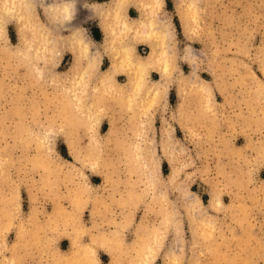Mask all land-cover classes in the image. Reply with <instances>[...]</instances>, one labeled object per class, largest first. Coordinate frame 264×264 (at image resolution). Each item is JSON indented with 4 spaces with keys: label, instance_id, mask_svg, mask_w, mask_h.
<instances>
[{
    "label": "rangeland",
    "instance_id": "obj_1",
    "mask_svg": "<svg viewBox=\"0 0 264 264\" xmlns=\"http://www.w3.org/2000/svg\"><path fill=\"white\" fill-rule=\"evenodd\" d=\"M34 1L45 21L48 0ZM161 9L174 29L165 99L138 117L111 103L91 128L45 70L5 50L19 32L13 17L0 19V259L92 264L94 251L100 264H264V0H162ZM81 15L75 24L100 45L98 17ZM109 61L103 53L100 66ZM71 62L60 51L54 68ZM200 80L209 92L184 91ZM73 241L81 248L69 258Z\"/></svg>",
    "mask_w": 264,
    "mask_h": 264
},
{
    "label": "bare ground",
    "instance_id": "obj_2",
    "mask_svg": "<svg viewBox=\"0 0 264 264\" xmlns=\"http://www.w3.org/2000/svg\"><path fill=\"white\" fill-rule=\"evenodd\" d=\"M130 4H136L139 11L137 16H131L128 13ZM161 4L162 0H91L88 2L84 0H48V3L43 7L45 21H41L35 16L34 0H0V19L4 22L8 17H13L19 32V41L12 45L7 44L4 48L10 53L14 52L18 56H25L38 73L45 70L49 80L56 85L55 88L57 85L61 87L69 104L71 103V110L86 122L87 128L92 127L90 125L92 117H96L95 115L99 110H107L112 105L111 103L117 104L116 102H118V105H122V107L127 104L135 116L139 112L147 111L149 108L147 105L165 99L167 84L172 78L168 59L173 56L171 53L173 51L174 29L172 21L161 9ZM83 10L88 15L98 17L99 26L103 33L100 45L95 44L96 40L85 31L83 26L75 24L80 19ZM180 10L183 13V7H180ZM183 16L182 20L186 22L187 18ZM60 26L68 27V31L65 33L55 31ZM136 42H143L148 46L149 50L145 55L135 51ZM4 48L2 49L4 50ZM63 50L70 51L72 62L67 71H57L54 68V59ZM103 53H106L110 59L106 67L100 66ZM40 58L43 59L41 65L37 62ZM152 69H156L159 74L157 79H152L149 76ZM122 71L125 72L126 77L121 82L117 80L116 76ZM178 78L182 89V81L183 84L186 83L189 76L184 73ZM207 89L209 92V84L200 80L191 88H185L184 91L186 93L192 91L191 93L201 95ZM185 99L184 103L186 104L184 105H187L190 102L188 101L189 97H185ZM200 99L202 100V98L197 100ZM184 118L187 119V116ZM112 130L111 127L109 129L110 134ZM96 140L98 139L96 138ZM165 145L166 142L163 144V149H165ZM155 169L154 164L147 166L145 172L148 175L147 178H150L148 181H153L156 178V170L158 169ZM149 234L145 236L142 243V253L147 255L155 249L154 243L151 241V234ZM73 243L74 245L66 253L69 258L75 256L81 248L74 241ZM104 243L106 249L114 246V244L112 246V244ZM88 248L90 250L93 246ZM93 253L94 251L91 254L90 263L100 264L96 257L93 258ZM62 255L64 254L61 253ZM113 256L115 257V255ZM135 258L137 262L139 260L138 255ZM0 264H15V260L11 256L3 257L0 259ZM166 264L171 263L168 261Z\"/></svg>",
    "mask_w": 264,
    "mask_h": 264
},
{
    "label": "crops",
    "instance_id": "obj_3",
    "mask_svg": "<svg viewBox=\"0 0 264 264\" xmlns=\"http://www.w3.org/2000/svg\"><path fill=\"white\" fill-rule=\"evenodd\" d=\"M131 5H133V6H129V8H128V13L130 12V9L133 7V9H136L137 10V8H136V6L134 5V4H131ZM130 14V13H129ZM96 41H99L98 39H95Z\"/></svg>",
    "mask_w": 264,
    "mask_h": 264
}]
</instances>
